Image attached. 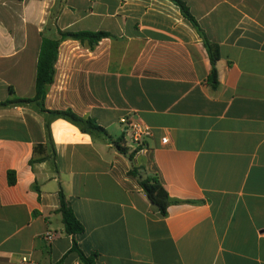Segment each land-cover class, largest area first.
Masks as SVG:
<instances>
[{"label": "crops", "instance_id": "0c3cea01", "mask_svg": "<svg viewBox=\"0 0 264 264\" xmlns=\"http://www.w3.org/2000/svg\"><path fill=\"white\" fill-rule=\"evenodd\" d=\"M182 1L219 46L215 88L199 34L170 0H0V264H82L60 189L97 264H264V0ZM57 28L111 34L93 48L61 40L43 99L107 135L37 101L1 104L35 96L41 40ZM126 113L153 131L131 158ZM151 175L174 200L165 215L139 184Z\"/></svg>", "mask_w": 264, "mask_h": 264}, {"label": "trees", "instance_id": "16d2710c", "mask_svg": "<svg viewBox=\"0 0 264 264\" xmlns=\"http://www.w3.org/2000/svg\"><path fill=\"white\" fill-rule=\"evenodd\" d=\"M170 1H172L175 5L179 7L183 17L187 19L195 27L197 33L199 34L205 46L207 54L209 56L210 65H211L207 81L211 85V87L215 88L218 83L217 70H216L215 63L220 56L219 46L217 45V43L212 42L206 37L204 31L198 25L196 19L189 12V9L186 6L185 2H183L182 0H170ZM56 35L57 36L55 38L42 37L38 59H37L35 96L32 99L14 98V99L1 102V104L25 102V101H31V100L37 101L38 105L41 107L43 111L48 112L53 117H62V118L69 120L73 124H76L83 132H98L103 135H107L105 133L104 128L98 125L94 119L90 117H85V118L81 117L77 115L70 108L54 109V110L44 109L43 99H44L48 86L53 82V78L55 74L54 64L57 58V47L61 40L75 39V40H78L81 44H85L88 47L93 48L98 43L99 40H101L104 37H110L111 34L109 32L102 31V30H99V31H86V30L63 31L57 28ZM46 127L48 128V122L46 123ZM112 142L119 152L121 153L126 152V148L121 146L120 138ZM49 144L50 146L52 145L51 142ZM35 150H43L42 145L39 144L35 146ZM137 150L138 148L131 150L128 155L129 158H131L132 154L136 152ZM40 159L41 158L36 159V160L31 159L30 163L32 164L34 161H37ZM134 170H135L134 168L131 169L132 174H136ZM10 173L11 172L9 171L8 174L10 175ZM8 179H9V183L12 184L14 182V178H11L9 176ZM139 184L141 188L143 189V191L146 193L150 202L157 207V209L162 215H165L167 212V206L174 200L169 197L158 175H151V176H146L145 178H140ZM58 194H59V207L57 211L61 213L62 223H63L65 233L72 236L71 251L77 252L82 264H97L96 263L97 254L95 252L86 254L79 247L76 236L77 234H80L83 232V225L77 219L73 210L68 205L61 189L59 190ZM59 263L60 262H57L54 264H59Z\"/></svg>", "mask_w": 264, "mask_h": 264}, {"label": "built area", "instance_id": "2783aa9c", "mask_svg": "<svg viewBox=\"0 0 264 264\" xmlns=\"http://www.w3.org/2000/svg\"><path fill=\"white\" fill-rule=\"evenodd\" d=\"M119 123L121 124L122 131L128 140V146L130 150L139 148L144 143L145 139L152 136L153 134L152 128L149 125L143 123L132 113H126L120 116ZM122 140H123L122 142L123 145H125L124 143L125 140L124 139ZM161 142L166 143L167 137L166 136L161 137ZM53 237L54 234L52 232L45 233V238L48 241H51ZM19 264H35V263L29 260L27 257L23 256Z\"/></svg>", "mask_w": 264, "mask_h": 264}, {"label": "rangeland", "instance_id": "374dc122", "mask_svg": "<svg viewBox=\"0 0 264 264\" xmlns=\"http://www.w3.org/2000/svg\"><path fill=\"white\" fill-rule=\"evenodd\" d=\"M120 133H121V131H120ZM120 133L112 134V136H113V137H116V135H118V134L120 135ZM129 149H130V148H129Z\"/></svg>", "mask_w": 264, "mask_h": 264}]
</instances>
